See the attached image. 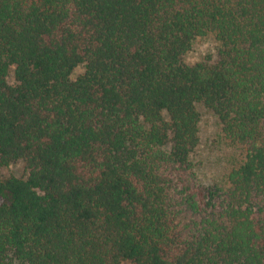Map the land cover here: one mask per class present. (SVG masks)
<instances>
[{
    "label": "trees",
    "instance_id": "1",
    "mask_svg": "<svg viewBox=\"0 0 264 264\" xmlns=\"http://www.w3.org/2000/svg\"><path fill=\"white\" fill-rule=\"evenodd\" d=\"M198 104L242 151L226 185L191 160ZM20 160L0 264H264V0H0V168Z\"/></svg>",
    "mask_w": 264,
    "mask_h": 264
},
{
    "label": "rangeland",
    "instance_id": "2",
    "mask_svg": "<svg viewBox=\"0 0 264 264\" xmlns=\"http://www.w3.org/2000/svg\"><path fill=\"white\" fill-rule=\"evenodd\" d=\"M216 45L212 34L196 38L185 56V62L193 64L207 55L214 54ZM83 71L82 65L77 66L71 74V79L74 80ZM13 80L11 69L8 81L12 83ZM197 109L200 113L199 142L191 155L196 174L204 185H226L228 173L243 160L242 151L225 139L218 119L210 110L201 104H198ZM9 176H26L24 162L20 160L0 168V180Z\"/></svg>",
    "mask_w": 264,
    "mask_h": 264
}]
</instances>
